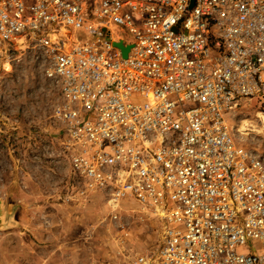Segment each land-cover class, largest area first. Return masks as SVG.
Returning <instances> with one entry per match:
<instances>
[{"label": "built area", "instance_id": "obj_1", "mask_svg": "<svg viewBox=\"0 0 264 264\" xmlns=\"http://www.w3.org/2000/svg\"><path fill=\"white\" fill-rule=\"evenodd\" d=\"M23 49L60 88L67 200H104L121 258L137 205L163 226L128 264H264V159L228 120L264 96V0H0V60Z\"/></svg>", "mask_w": 264, "mask_h": 264}, {"label": "rangeland", "instance_id": "obj_2", "mask_svg": "<svg viewBox=\"0 0 264 264\" xmlns=\"http://www.w3.org/2000/svg\"><path fill=\"white\" fill-rule=\"evenodd\" d=\"M47 67L39 49L0 60V198L9 212L17 208L20 224L0 233V264H128L140 249L150 260L159 249V220L138 216L137 205L126 208L120 219L130 251L125 260L104 200L95 196L87 210L68 202L73 180L55 117L60 88L47 78ZM263 116L264 96L240 102L228 118L236 145L262 159Z\"/></svg>", "mask_w": 264, "mask_h": 264}, {"label": "water", "instance_id": "obj_3", "mask_svg": "<svg viewBox=\"0 0 264 264\" xmlns=\"http://www.w3.org/2000/svg\"><path fill=\"white\" fill-rule=\"evenodd\" d=\"M118 48L123 49L124 57L127 58L130 51V47L124 48L122 44H117ZM17 208L14 207L9 212L6 207V202L3 198H0V233H4L20 227L16 218Z\"/></svg>", "mask_w": 264, "mask_h": 264}, {"label": "bare ground", "instance_id": "obj_4", "mask_svg": "<svg viewBox=\"0 0 264 264\" xmlns=\"http://www.w3.org/2000/svg\"><path fill=\"white\" fill-rule=\"evenodd\" d=\"M19 43L22 45V44L24 43V40H23V39L20 40ZM5 68H6V70H10V66H9V65H6ZM247 127H248V126H247ZM249 127H251V126H249ZM245 130L247 131V129H245ZM245 130H244V131H245Z\"/></svg>", "mask_w": 264, "mask_h": 264}]
</instances>
